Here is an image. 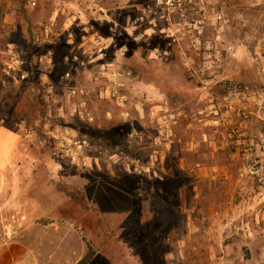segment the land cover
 <instances>
[{
    "label": "rangeland",
    "instance_id": "374dc122",
    "mask_svg": "<svg viewBox=\"0 0 264 264\" xmlns=\"http://www.w3.org/2000/svg\"><path fill=\"white\" fill-rule=\"evenodd\" d=\"M70 1L83 3L99 43L88 41L78 55L58 39L49 58L43 56L47 45L36 40V8L28 0H0V126L22 135V165L12 185L16 202L1 213L0 234L28 240L41 264H78L84 257L88 264L242 262L249 250L229 234L237 220L225 226L222 200L229 197V182L240 185L236 203L246 185L247 194L264 195V188L240 176L242 163L226 128L213 127L221 131L216 140L227 136L212 157L209 141H200L197 153L180 148L176 135L186 145L204 137V122L190 127L189 112L200 113L205 103L202 93L198 99L186 89L176 92L173 78L184 77L179 64L150 56V48L162 44L159 36L133 39L140 30L135 17L156 0ZM112 1L119 6L113 20L97 22L92 6ZM193 1L216 4L228 19L224 77L264 92L263 68L236 52L248 32L253 47L264 0ZM72 30L76 45L79 30ZM165 65L171 72L161 69ZM147 80L159 84L173 105L176 93L184 97L189 117L160 121L157 108L148 119ZM78 139L86 140L84 148ZM207 244L217 255L210 256ZM223 250L231 260L221 257Z\"/></svg>",
    "mask_w": 264,
    "mask_h": 264
},
{
    "label": "crops",
    "instance_id": "0c3cea01",
    "mask_svg": "<svg viewBox=\"0 0 264 264\" xmlns=\"http://www.w3.org/2000/svg\"><path fill=\"white\" fill-rule=\"evenodd\" d=\"M40 2L41 0H28L27 6L33 9L36 8V18H34V26L36 29L35 31L37 32L36 40L41 44L45 43V45H47V51L43 54L44 57H54V53L56 51L55 44L57 43L58 39L70 48L71 53H79L80 49L85 52V46L88 41L92 40L96 43H99L97 31L91 29V25L88 23L92 20L91 16L87 14V9H85V7L82 5L83 3H75L71 2L70 0H52L44 7L43 5L40 6ZM118 7L119 6H117L116 1H112L111 6L101 3L92 6L91 13L93 14V16H95L94 18L97 20V22L99 20H109L111 22ZM143 9V13H145L146 16H149L152 23H154V21H156L157 19V24L162 27H167L165 29H172L176 38V41L172 46L173 56L170 57V59H166L163 56L161 58H157L161 60V62H165V64L170 60H174L175 63L179 64L180 70L184 73V77L178 78L177 76H175L173 78L176 92L178 90L180 91V89H186V91L189 90L190 94H193V97L195 94L198 97L199 93H202V88H200L199 86V79L196 77L195 73L197 65L200 64V58L196 52L195 46V41L197 40L196 32L192 29V27L185 26L187 20L181 15H177L173 19H161L159 18V16H156L153 13L155 10L154 6L144 7ZM42 12V15H44V17L40 15ZM189 13L196 15L198 14L196 10L188 12L187 14ZM227 25L228 23L224 25V30L222 32V48L224 56L226 55V51L230 50L229 40L228 37H226ZM76 26L79 30V37L76 40V45H71V43L73 42L74 31L72 29ZM257 26L258 30L257 33H254L253 47L250 49L249 41L250 39L252 40V34L251 32H248L246 34V38L243 40V44H241V46H238L236 52L241 53L244 63L250 62L253 65L259 66L263 68L262 71L264 72V35L263 32H261V28L264 29V21H262V18L258 19ZM55 27L59 28L55 29ZM39 32H41V34H39ZM52 32H56V38L53 36ZM215 33V29L208 23L203 35H201L199 39L205 41L207 38H212ZM153 36H159L162 44L155 45L154 47L150 48L151 57H155V49H164L169 47L167 45L169 41L166 40L164 35L153 33L147 39H151ZM180 50H184L188 53L191 58L190 63L182 61L179 55ZM65 57H67V54L65 55ZM161 69L167 70L169 69V67L165 65L161 67ZM183 79L184 81H182ZM193 85L195 87H193ZM161 88L162 87L159 84L149 80L145 81L143 84V89L145 90V93H147V97L150 100L149 102H151V104L149 103L148 107V119L150 118L152 113L155 114L157 108H161L158 115L160 121H168L171 117L172 119L170 121L178 123L179 121L177 120H181L182 118L187 119L190 115L192 118V122H190L189 124L190 127H195L196 124L194 125V121H200L204 122L206 130L204 129V131L202 132L204 135L203 138L197 137V139L189 143L187 142L188 145H186V142H184V136L182 134L176 135V137H179L177 140L181 145V149L189 146L186 149H189L190 152L197 153L202 149L199 147V144H201L200 141H209V144L212 147V151H210L208 154H210V157H212L216 153L215 151H217L219 148H225V138L227 136L226 134H221L222 137L216 140L217 133H221V131H213V126L210 124V121L205 118V115H201L200 113H197V110L192 109H190L188 115L187 109L184 108L186 101L184 97L176 93L177 99L175 104L173 105L169 103V95L165 94L161 90ZM202 111H204L203 108H201L199 112ZM202 116L203 118H201ZM184 131H187V129L185 128ZM21 155V133L6 126H0V222H2L1 213L4 212L6 208L5 206H7V204L11 205L12 202H16V199L13 198L12 185L13 182H16V171L18 166L20 165L19 160L21 159ZM198 164L202 166L201 163ZM219 167L223 166L212 165L211 169L217 170ZM236 186L240 187L238 183H228L227 187L230 188V194L229 197L222 200V204L225 206L222 208L221 214L229 218V222H227L225 226H231L230 223L232 221L230 220H237L234 222L235 228L230 229L229 234L233 236V239H242L249 250V256L246 257L243 255V258L241 259L242 262H237V264H264V195L260 192L247 194L246 188L248 186L246 185L245 187H243L242 191H239V194H244L241 200L236 203L235 199L239 198V196L235 194ZM213 208L218 207L215 204ZM214 213L219 214L218 211H215ZM214 213L211 212L212 215ZM207 246L211 257L217 255L213 252V244H207ZM242 248L244 249V247ZM225 251L226 250L220 252V255H222L221 257L223 259L226 258V260H229L230 258L225 255ZM228 262L231 263V261ZM0 264H41V260L37 251L31 246L28 240L16 236H6L1 233Z\"/></svg>",
    "mask_w": 264,
    "mask_h": 264
},
{
    "label": "built area",
    "instance_id": "2783aa9c",
    "mask_svg": "<svg viewBox=\"0 0 264 264\" xmlns=\"http://www.w3.org/2000/svg\"><path fill=\"white\" fill-rule=\"evenodd\" d=\"M201 4L193 0H156L153 13L161 19H173L181 15L187 20L185 26L192 27L196 32L195 46L200 64L195 73L205 103L204 111L200 114L205 115L214 128L228 130L242 163L240 176L255 179L264 188V92L260 87L243 85L224 77L222 32L228 19L216 4L209 3L208 7ZM194 10L198 15L187 14ZM143 14L135 17V20L140 21V30L133 39H147L153 33L164 35L169 47L155 49L154 56L170 59L176 41L172 29L158 25L157 19L152 23L149 16ZM208 23L216 33L212 38L202 41L199 37ZM179 55L182 61L191 62L186 51L180 50ZM217 86L221 90L216 92L214 89ZM77 144L82 149L86 140L78 139ZM147 170H150L149 167Z\"/></svg>",
    "mask_w": 264,
    "mask_h": 264
},
{
    "label": "trees",
    "instance_id": "16d2710c",
    "mask_svg": "<svg viewBox=\"0 0 264 264\" xmlns=\"http://www.w3.org/2000/svg\"><path fill=\"white\" fill-rule=\"evenodd\" d=\"M89 260L86 261L85 257L83 259L80 260V262L78 264H88Z\"/></svg>",
    "mask_w": 264,
    "mask_h": 264
}]
</instances>
